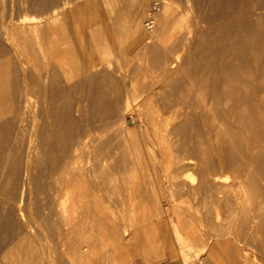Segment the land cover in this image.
<instances>
[{"label": "rangeland", "instance_id": "rangeland-1", "mask_svg": "<svg viewBox=\"0 0 264 264\" xmlns=\"http://www.w3.org/2000/svg\"><path fill=\"white\" fill-rule=\"evenodd\" d=\"M56 1L61 0H0V23L2 19L10 21L18 17V14L26 16L28 20L39 17ZM87 1L73 0V3L82 2L84 5L83 3L86 4ZM90 2L92 7L84 10V20L86 22L91 20L92 31L84 32L79 38L72 37L70 42H73L74 46L70 45L75 47L73 50L79 59L83 57L85 50L87 54L93 53L102 64L100 66L102 71L99 67L97 73L107 72L109 79L98 82L99 74L95 73L97 75L95 80L87 82L79 75L75 78L76 83L82 80L83 82L72 84L69 87L72 89H68L67 86V93H64L61 103L64 108L70 110L75 108L77 103L81 104L80 108L83 110L76 115L78 124L75 129L79 131L83 129L82 126L84 128L92 126L96 134L93 137L99 138V146H102L103 152L109 155L105 171H102L99 165H91L94 172L92 174L95 175L92 176L94 186L91 185V181L89 183L93 191H96L94 196L96 205L103 209V215L95 216V225L87 242L93 251L89 255L84 253L80 255L81 243L77 240L64 243L60 233L47 231L43 227L22 235L21 230L22 234L18 231L19 223H16L14 216V219L11 218L9 204H4L7 196L0 194V212L4 210V205H7L4 208L9 212L4 210L8 213L4 214L8 215V219L10 217L9 220L3 218L0 221L2 222L0 232H3L0 233L2 238L0 258L3 261H0L2 262L0 264L22 262V264H159L172 260L184 264H264V102L259 101V93L264 88V83L258 81L259 65L251 58L260 49H264V0H90ZM165 8L169 12L167 20L160 22ZM150 19L156 20L153 27V23L148 24ZM246 31L249 34L245 33ZM0 40L2 53L0 60H3L0 61V69H3L0 71L16 73L19 70L16 74H21V60L26 61L27 55L23 53V56L16 55L15 58V54H11V58L8 57V45L2 38ZM152 46L161 47L163 59L169 63L176 59L173 63L175 66L172 64L174 66L172 68L170 65L167 74L163 61L155 60ZM66 56L72 65V55L68 53ZM4 61L7 65L2 63ZM30 63L25 66L40 71L47 68L41 58L35 61V65L40 64L39 67ZM228 63H234L237 67H243L248 63L255 70L249 106L252 112L250 118L238 121L228 115L223 117L219 111L222 109L221 106L218 108V115L212 118L209 105H205L201 96H197L196 87L191 91L192 94L191 92L189 94L192 95L189 97L190 102L182 105L173 99V95L182 93L183 90L184 93H189L186 92V87L182 86H186L190 79L196 76L204 80L202 92L209 101L221 91ZM29 67L28 72L35 70ZM10 80H14L13 74ZM126 94L130 101L132 100V104L129 110L123 113ZM196 104L199 105L198 109ZM192 106H195V109ZM157 109L161 116L168 120L167 126L170 129L176 122L182 126L180 132H174L175 134L171 132L169 136V140L173 141L171 144L174 145L175 155L183 160L180 163L176 164L173 159L172 164L168 166L163 141L157 139L151 129L153 127H150L152 125L149 124V118L147 119L149 116L144 115ZM142 115L145 116L147 123L142 120L144 119ZM120 117L125 119L124 124L133 131L132 140L138 144V150L140 149L141 161L138 170L136 169L135 178L131 181L123 177L124 170L130 168V158L122 154L117 145L119 142H116L118 128L115 122H118ZM184 117L186 121L183 122ZM224 118L226 121L222 120ZM243 123L246 124L244 127ZM219 124H227L226 130H218ZM115 147L117 149L114 150ZM85 156L86 154L81 165L87 163L88 157ZM206 170L211 176L217 175L220 181L209 183L202 181ZM111 175L113 177L109 179ZM238 175L245 181L237 177ZM14 183L15 181L13 185L12 183L9 185L11 186L8 188L9 193L17 192V184L15 183V187ZM36 185L41 189L45 181L33 183L31 187L33 194L40 190ZM12 187L16 190L14 191ZM35 202L36 200L33 201ZM123 203L125 205L133 203L135 211L132 219L128 213L121 212ZM5 215L4 217H7ZM35 233H38L37 237ZM16 235L24 238L23 245L16 247L14 242L16 238L18 239ZM77 235L79 234L73 237L78 239ZM25 237L27 239L32 237L33 240L31 238L24 242ZM31 242L33 245L37 244L32 245L31 248L34 247L32 249L29 248ZM68 246L71 250H68L70 249ZM35 247L37 251L34 250ZM31 250L39 255L35 254L34 257Z\"/></svg>", "mask_w": 264, "mask_h": 264}, {"label": "bare ground", "instance_id": "bare-ground-1", "mask_svg": "<svg viewBox=\"0 0 264 264\" xmlns=\"http://www.w3.org/2000/svg\"><path fill=\"white\" fill-rule=\"evenodd\" d=\"M74 3H73V0H71V1L70 0H61V1L53 2L47 8L45 7L46 9L45 10L43 9L44 11L42 10L43 12L39 17L36 16L35 18H32L30 20H28L26 18V16H23V15L19 16V14H18V17L16 16L17 18L15 17L16 19L12 18L10 21H7L8 19L7 20H4V19L1 20L0 38H2L6 42V44L8 45V53H7L8 57H10L11 54H15L14 57L16 58V55L22 54V56H23V53H24V55H27L28 59L26 61L25 60L22 61L19 58L21 60V66H22L21 74H16L19 70H17L16 73H13L14 71L13 72L12 71H0V194L1 195L4 194L7 196V198H8V199L6 198L7 201L6 202L3 201V202H5L4 204H7V203L9 204V206H10L9 209L12 213L11 218L14 219V217H15V220L17 221L16 223H19L20 229H18V231L20 232V230H21V232L23 234L21 232L20 233L22 235H25L27 232H31L35 229L43 227L47 231L60 233L63 236L64 243H68V242H72V241L77 240L79 243H81L79 246L80 255L83 253L89 255L93 250L91 249L92 247H90L91 245L89 244L90 245L89 246L87 242H88L89 235H90L91 231H93V228L95 225V216L97 214H102V212H103L102 211L103 209H100V207L96 205V202H95L96 200L94 197L96 195V193H95L96 191L94 192L92 189L93 187H91V185H93L92 179L95 177V175L92 174L93 166L91 167V165H95V164L99 165L101 170L105 171L106 166H107L106 162L108 161L109 155H107L108 153L105 154V152H103V150L101 148L102 146L101 147L99 146V143H100L98 140L99 138L95 139L94 138L95 136L93 137V135H96V134H95V132H93L95 130L92 129L93 128L92 126L86 127L84 125L85 128L82 126L83 129L79 130V131H77V129H75L77 127V124H78L76 115L79 114V112L82 113V111H80V110H83V109H81L82 107L80 108L81 104L77 103L75 108L70 110L69 108L68 109L64 108L65 106L63 107L61 101H62V98L64 96V93H67V86H68V89H72L69 87L74 83L77 85V84L83 82V80H85L87 82L88 81H94L96 74H99L98 77L96 75L98 82L106 81V79H109V77H107V75H106L107 72H103V73L98 72L97 73V70L99 69V67L102 64L100 61H98V59H96V57L93 53L87 54L86 50H85V53L83 54V57H81V59H79L80 57H76V55H75V51L73 50V49H75V47L73 48V46H74L72 44L73 42H70V41H71V38L74 36L79 38L80 36H83L84 32L92 31V22H90L91 20L88 22H86L84 20V17H85L84 12L86 11L87 7H89V8L92 7V4H91L90 0H88L86 2V4L83 3L84 5L81 4L82 2L78 3L79 5L74 4ZM21 4H23V3H21ZM168 13H169L168 9L165 8L163 15H162V18H161L162 21H160V22H165L167 20ZM5 18H6V16H5ZM8 18H9V16H8ZM29 18H31V17H29ZM158 21H159V18H158ZM155 22H156V20L152 19V23H153L152 27L155 25L154 24ZM244 23H242V24H244ZM136 24H138V23H136ZM149 26L151 27V25H149ZM164 28H166V26ZM247 32L248 31H246L245 33H247ZM88 34H89V32H88ZM248 34H249V32H248ZM164 36H165V34H164ZM70 44H72L73 46H71ZM75 45H76V43H75ZM3 46H5V45H3ZM251 46H252V44H251ZM263 46H264V44H263ZM144 48H145V46H144ZM160 48L158 46H152L151 47L152 52L155 53V54H153L155 56L154 57L155 60L160 61V62L163 61V65H164V68H165V71L167 74L168 71H170L169 66L170 65L172 66V64L175 62L176 59L173 58L174 61H172L170 63L167 60H164L163 59L164 54L162 55ZM222 50H223V48H222ZM0 53H1V51H0ZM68 53L72 55V57H71L72 65L70 64V62L66 56ZM249 55H250V53H249ZM166 57H168V56H166ZM40 58L45 63L44 65H46V67H47L46 70L43 71L41 69V71H40V70H36L35 68H33V69H35V70H33V69H31V67L25 66V64H29L30 62L34 63V65H35V61H37V60L39 61ZM251 58H253L252 60L255 64L257 63L259 65V72H257L258 77H259L258 81H261V83H264V49H262V50L260 49ZM0 61H3V60L1 59ZM16 61H17V59H15V62ZM169 61H171V59ZM228 61H229V59H228ZM2 63L4 64L5 61ZM16 63H15V65H16ZM233 64L234 63H228L227 69L224 71V75H223V87H222L221 91L218 92L217 94H215L214 96H212V99H210L209 101L206 100L207 97H205L206 95L202 92V89H203L202 87H204V83H203L204 80L201 78H197L196 76L192 77L190 79V81L188 82V84L186 83L187 84L186 86H182V88L186 87L185 90H186V92H189V93H184V90H183L182 93L178 92L176 95H173V99L175 98L174 100H176L178 103H181L182 105L187 103V102H190L189 97H191L192 95L189 96V94L194 89V87H196L197 91H198L197 96H201V98L203 99L202 100L203 103H205V105L206 104L209 105V111L212 114V118H214L215 115H218L219 111H220V113L223 114V117H224V115H228V116H231L232 118H234L235 120L237 119L238 121H242L244 118L245 119L250 118L249 115L252 114V112H250L251 110H249V106L251 104L250 101L252 99L251 98V89H252V85L254 83V78H255L254 74H253L254 69L248 63L243 67H237L235 64L234 65ZM10 65H11V63H10ZM34 65H33V67H34ZM37 65H35V66L39 67L40 64L38 66ZM73 66H75V67H73ZM174 66H172V68ZM27 67H29V69H31L33 71L29 70L30 72H28ZM101 68L102 67H100V69ZM0 70H3V69H0ZM221 70H223V68ZM221 70H219V71H221ZM100 71H102V69ZM212 72H213V70H212ZM11 73L14 76V80H10V76L12 75ZM81 75H82L83 80L80 78V80H82V81L79 83H76L75 78H77V76L81 77ZM210 75H212V74L210 73ZM111 78H112V76H111ZM121 84H122V82H121ZM219 86H221V84ZM173 88H174V86H173ZM180 89H181V87H180ZM119 90H120V88H119ZM170 90L173 91V89H170ZM178 91H180V90H178ZM191 94H192V92H191ZM117 97L118 96H116V98ZM129 98L130 97H128L126 94V98H125L124 105L122 108L123 113H125V111L129 110V108L131 107V104H132L131 101L132 100L130 101ZM192 99L195 100L194 98H192ZM196 101H197V99H196ZM259 101L264 102V88H262V90L259 93ZM259 101H257V102H259ZM192 102L194 103L195 101H192ZM200 102H201V100H200ZM193 103H191V104H193ZM252 104H254V103H252ZM177 105L179 106L180 104H177ZM193 105H195V104H193ZM196 106H197L196 109H198L199 105L196 104ZM220 106L222 107V109L218 111V108ZM166 107H168V106H166ZM194 107L192 106V108H194ZM184 108L185 107H183V109ZM188 111L189 110H187V112ZM187 112H186V114H187ZM203 114H205V113H203ZM144 115L149 116V117H147V119L149 118V122H150L149 124L152 125L150 127H153L151 129L154 131V134L157 137V139L163 141L164 152H165L164 154L166 157H168V166H170L172 164L173 159L175 160L176 164L178 162L180 163V161H183L179 156L175 155V151L173 149L174 145L171 144L173 141L172 142L170 141L172 139L169 140V136H170L171 132L173 134H175L176 132H178V131L180 132L182 130L181 124L179 125V122H176V125H174V126L171 125L173 127H172V129H170L167 126L168 120L166 121V119L161 116V114L159 113V109L151 110L150 112H148L146 114L144 113ZM144 115H142V116H144ZM145 116H144V119L142 118V120H144V122L147 123ZM180 119H181V117H180ZM184 120H185V117L182 121L184 122ZM222 120L226 121L225 118ZM189 121H191V119ZM218 121H221V119L220 120L218 119ZM124 123H125L124 118H121L118 122H115V125L118 128L117 129L118 141H116V142H119V144H117V145H119L118 148L121 150L122 154H124L125 156L127 155L130 158V168L127 171L124 170L123 177L125 179L127 178L128 181H131V180H133V178H135L136 169H137V167L141 161L140 154H139L140 149L138 150V144L135 141L133 142V140H132L133 131L131 130V128L129 126H127V124L125 125ZM177 123H178V125H177ZM244 123H245V121H244ZM244 123L242 124L243 127L246 125ZM142 124H143V122H142ZM227 124H223V125L219 124L218 130L225 131L226 130L225 126ZM206 125H208V124H206ZM232 125H234V124H232ZM238 126H240V125H238ZM143 127H144V125H143ZM95 128H97V127L95 126ZM145 128H147V127H145ZM248 128H249V126H248ZM237 130H240V129H237ZM96 132H99V131H96ZM149 132H151V131H149ZM151 134H153V132ZM173 134H171V135H173ZM150 137H151V135H150ZM111 141H112V139H111ZM176 144H177V142H176ZM114 145H116V143ZM253 147H254V145H253ZM115 149H117V148L115 147L114 150ZM251 151H252V149H251ZM115 152H117V151H115ZM85 154L88 158H86L87 159V163H85L86 165L83 164L84 165L83 166V165H81L82 164L81 161H82V158L85 159L83 157ZM249 154L251 155V152ZM113 155H114V153H113ZM254 157L255 156L253 155V158ZM251 158H252V156H251ZM245 161H247V159ZM245 161H243V162H245ZM249 164H250V162H249ZM125 173H127V174H125ZM248 174H249V172H248ZM92 176H94V177H92ZM110 177H113V176L112 175L109 176V179H110ZM237 177H239V178H241V180L245 181V179H243L242 176L238 175ZM39 180L45 181V185L42 186L41 189H40L39 185H36L39 187L38 189H40V190H36L35 194H33L31 187H32L34 182H36V181L39 182ZM14 181L17 184V188H16L17 192L15 191L16 189L14 190V188L16 187L15 186L16 184L14 183L15 187L14 188L12 187V188L15 191V193H9L8 188L11 187L9 185L11 183H12L11 185H13ZM90 181L92 184L89 183ZM202 181H206V183H209L210 181H220V180H219V177L217 175L211 176L210 174L207 173V170H206L203 173ZM13 190H10V192H12ZM129 190H130V187H129ZM32 194H33V196H32ZM31 197L32 198L35 197V198L32 199ZM34 199L36 200L35 203H33V201H35ZM246 199H243V200H246ZM3 200H5V199H3ZM7 205H4V207L6 208ZM4 207H3V209L7 211L8 209H5ZM121 209H122L121 212H124V214L128 213L130 219H132L134 217L135 207H134L133 203H130V205H125V203H123V206ZM4 210H1L2 212H0V221L3 220V218L8 219V215L4 214L7 212H5ZM8 212H9V210H8ZM4 215L7 217H4ZM9 219H10V217H9ZM96 220H97V218H96ZM12 222L13 221H11V223ZM0 223H2V222H0ZM98 226L99 225H97V227ZM11 227H13V225ZM15 228L16 227H14V229ZM1 229H2V227H1ZM38 232H39V230H38ZM4 233H5V231H4ZM29 234H31V233H29ZM35 234L37 237L38 233H35ZM75 234H79V235L81 234V236L82 235L83 236L81 237V236L77 235L79 238L75 239V237H73V235H75ZM5 236H7V235H5ZM16 236L18 237V239L16 238V241H14V242H15L16 247H17V245L22 244L24 238L22 239L18 235H16ZM28 236H26V237H28ZM32 237H30L28 239H31ZM0 239H2V238H0ZM28 239L26 238V240H24V242L27 241ZM35 239H37V238H35ZM61 239H62V237H61ZM32 240H33V238H32ZM84 243H86V244H84ZM106 243H107V241H106ZM10 244H12V243H10ZM35 244L33 245L31 242L30 247H29V245H28V247L30 249H32L34 247L31 248V246L32 245L35 246ZM6 245H7V243H6ZM55 245H57V244H55ZM41 246H43V245L41 244ZM36 247L38 248V246H36ZM36 247L34 250L37 249ZM106 248L107 247H105V249ZM68 250H71V248ZM6 251L8 253V250H6ZM1 253H2V251H1ZM72 253H73V249H72ZM35 254L39 255V253H34L33 254L34 257H36ZM5 255H6V253H5ZM33 255H31V256L33 257ZM40 255H43V254H40ZM18 256H19V254H18ZM56 257H57V254H56ZM73 257H75V256L73 255ZM3 258L4 257L2 256V259ZM18 258H20V257H18ZM41 258L42 257H40V259ZM37 259H39V258H37ZM57 259H58V257H57ZM33 260H31V262ZM41 260H43V259H41ZM0 261H2L1 258H0ZM2 262H0V263H2ZM4 262H6V261H4ZM61 263H62V261H61Z\"/></svg>", "mask_w": 264, "mask_h": 264}, {"label": "crops", "instance_id": "crops-1", "mask_svg": "<svg viewBox=\"0 0 264 264\" xmlns=\"http://www.w3.org/2000/svg\"><path fill=\"white\" fill-rule=\"evenodd\" d=\"M159 264H184V263H182L181 261L172 260V261L162 262Z\"/></svg>", "mask_w": 264, "mask_h": 264}, {"label": "built area", "instance_id": "built-area-1", "mask_svg": "<svg viewBox=\"0 0 264 264\" xmlns=\"http://www.w3.org/2000/svg\"><path fill=\"white\" fill-rule=\"evenodd\" d=\"M151 23H152V20L148 24H151Z\"/></svg>", "mask_w": 264, "mask_h": 264}]
</instances>
